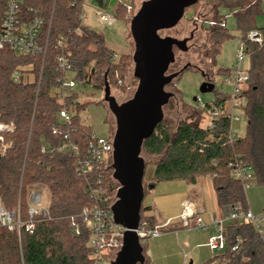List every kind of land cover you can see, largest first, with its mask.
Segmentation results:
<instances>
[{"label": "trees", "instance_id": "16d2710c", "mask_svg": "<svg viewBox=\"0 0 264 264\" xmlns=\"http://www.w3.org/2000/svg\"><path fill=\"white\" fill-rule=\"evenodd\" d=\"M204 3L233 10L236 27L242 34L249 58L248 80L242 89L247 120L245 135L226 142L228 120L222 115L211 119L212 127L210 118L206 124L201 123L202 114H207L210 103L218 108L228 98L227 93L212 90L211 101L205 102L204 109L194 108L189 121L175 123L163 117L144 140L145 166L150 163L154 169L149 181L143 180V191L145 195L148 185L162 181L184 180L194 185L199 177H210L218 206L225 214L235 204L248 209L245 189L232 177L230 163L241 162L249 167L253 184L264 190V27L253 25V16L260 11V0H205ZM83 4L84 0H21V9L29 16L39 13L46 20L40 32L41 42L47 44L45 56L16 55L8 48L0 51V115L2 120L14 124L13 131L3 135L4 141L11 145L0 153L1 202L9 210L19 203L25 214L29 188L41 184L49 193L48 215L36 217L31 232L21 230L18 234L16 230L0 227V264L92 262L89 232L80 224V212L94 203L88 183H93L98 175L90 173L87 177H78L73 170L72 153L62 144L75 143L82 150L94 130L79 121L77 112L84 110L86 103L78 100L76 91L66 98L65 104L73 106L67 122L58 116L62 103L48 94L62 76L56 55L66 56L75 71V81L98 90H102L105 81L119 90L123 87L130 56L115 57L103 34L81 22ZM200 4L192 6L195 9L193 21ZM133 7L134 0L130 8L116 3L112 15L127 26ZM214 16L206 27L210 46L206 56L211 65H215L221 44L232 37L226 26V15L215 12ZM200 26L203 27V22ZM253 29L261 33V44L245 39L247 32ZM58 40L62 41L60 46ZM27 64H32L35 82H14L11 79L14 67ZM218 71L226 75L229 68ZM178 98L179 95L173 94L166 106L175 110ZM181 107L185 105L181 103ZM100 172L103 185L113 196L115 181L111 178L110 166L102 167ZM143 213L141 206L139 224L153 227V219ZM71 222L79 224V234H73ZM222 234L225 242L219 250L222 253L213 258L217 264H264V234L251 221L228 223ZM141 246L144 264H148L145 244Z\"/></svg>", "mask_w": 264, "mask_h": 264}, {"label": "built area", "instance_id": "2783aa9c", "mask_svg": "<svg viewBox=\"0 0 264 264\" xmlns=\"http://www.w3.org/2000/svg\"><path fill=\"white\" fill-rule=\"evenodd\" d=\"M202 1L205 0H198L199 3ZM131 2L132 0H117V3L123 4L127 8H130ZM94 13L101 22H105L108 25L115 21V17L107 13V9L96 8ZM80 18L82 22V14ZM50 22L51 20L49 24ZM45 23V18L39 13L29 16L28 12L23 11L21 9V0H0V51L8 48L16 55L42 56L44 58L47 44L41 42L40 32ZM245 39L257 44L262 43V35L256 29L248 31ZM61 42V40L57 41L59 46ZM116 55L115 53L114 56L116 57ZM244 56H247L245 45L242 50L237 51L235 64L224 77V82L232 85V90L228 93L226 100L230 104V110L228 111L224 107L226 101L218 108H215L210 103V107L207 110L211 127V119L218 115L225 116L228 120L225 134L226 142L228 143L239 138L233 129V122H239L238 116L234 115V109L241 108L242 102L245 104L242 89L248 80V72L241 67V61ZM55 60L62 76L57 78L56 85L51 88L48 96L62 103L58 116L63 122H67L73 113V106L66 105L65 102L66 98L75 91L77 81L74 79L75 71L65 55H56ZM11 79L17 83L35 82L32 64L15 66ZM39 82L40 78L37 82L38 85ZM196 100H198L197 109H204L205 103L200 102L198 98ZM74 102L75 100L72 103ZM13 129L14 124L2 120L0 115V153H3L11 145L10 142L4 141L3 135L10 133ZM62 147H67L71 151L73 170L78 177H87L90 173H97L98 175L93 183H88V191L94 203L81 209L80 224L89 232L88 245L92 250L91 264H109L122 245L125 231L122 225L115 223L111 212V205L115 201V193L118 187L117 183L115 182L114 195L112 196L108 188L103 185V178L100 172L102 167L110 166L113 152L112 136H98L95 132H92L84 149L81 150L75 143L66 144L65 142ZM229 167L232 177L238 180L244 189L253 184L252 171L249 167L241 162L230 163ZM39 201L40 197L37 193L30 194L28 192L25 199L26 210L25 214H23L19 203L14 209L9 210L4 207L0 199V227H4L7 230H16L18 234H20L21 230L31 232L35 223L34 219L48 215L47 208L42 209L31 205V203H38ZM180 207L178 221L182 227H190L195 230L206 227L196 202L184 199L181 201ZM227 210L228 212L218 222L216 233L208 239L207 245L213 251H219L224 247L225 242L222 231L228 223L251 221L259 232H263L264 214L255 215L248 209L244 210L240 204L230 206ZM169 224L168 220L154 224L153 227H147L145 223L139 224L135 230L139 243L143 244L149 238L160 236ZM70 227L74 235L79 234L78 223L71 222Z\"/></svg>", "mask_w": 264, "mask_h": 264}, {"label": "rangeland", "instance_id": "374dc122", "mask_svg": "<svg viewBox=\"0 0 264 264\" xmlns=\"http://www.w3.org/2000/svg\"><path fill=\"white\" fill-rule=\"evenodd\" d=\"M143 1L145 0H134L133 15ZM116 3L117 0H109L108 7L112 8ZM91 8L89 4L84 3L82 9V23L84 25L103 34L106 42L115 48H126L127 42L129 44L128 52L120 53L130 56V65L122 80L123 87L119 90L114 86H109L110 94L118 103H122L133 95L138 83L132 74L131 55L133 52V41L129 33V22L126 26L122 20L115 19L112 24L108 25L105 22H101L99 17L95 15L94 8ZM215 12L219 15H226V26L230 30L232 37L221 44L215 65H211L206 56V52L210 47L207 41L209 30L206 27L208 26V21L214 19ZM107 13L112 14V11L107 9ZM194 16L195 9L190 6L186 8L183 17L176 26L159 31L161 36L169 35L177 39L186 38L190 33H193V38L187 42L188 50L183 52L176 49L174 51V62L169 65L167 70L170 72L173 68H180L185 64L190 65L188 70L183 71L179 78L175 79L176 82L172 80L170 84L165 86L166 91H170L176 96L179 95L178 99L180 101H177L175 110L166 105L162 109L163 117L171 118L175 123L179 120L189 121L193 109L197 108L198 100H194V97L204 103L211 101L213 98L212 91L200 92V87L205 80L213 85L214 90L227 94L231 92L232 85L224 82L225 75L218 70L232 68L236 61L237 51L242 50L244 47L242 34L236 27L233 10L231 11L224 7L214 8L213 5L202 1L196 10V17L193 21L192 18ZM201 22H203V27L200 26ZM253 25L256 28L264 27V0H260V11L253 16ZM248 66L249 58L244 56L241 61V67L247 70ZM75 91L78 93V100L86 103L85 109L77 112L80 123L91 125L98 136H113L115 119L109 111L107 103L103 101V87L102 90H98L87 83L76 82ZM181 103L185 107H181ZM243 105L244 102H242L241 108L234 109V115L238 116L239 122H233V129L238 137H243L246 130L247 120L243 112ZM224 107L226 110H230L228 101L225 102ZM202 116L201 123L206 124L209 116L206 113H203ZM141 155L146 159L142 152ZM151 166L150 163L145 166L144 182L148 181ZM210 179V177H206L205 180L201 179L200 182L210 186ZM28 192L30 194L37 193L40 197L38 203H31L32 206L42 209L48 207L49 193L46 186L37 184L29 188ZM245 197L247 204L253 211L264 207V190L261 187L252 184L245 189ZM212 234L214 235L213 230L205 229H182L176 233L173 231L164 232L160 236L149 238L144 242L145 255L149 264H203L209 260H212L209 264H217L213 258L222 252L213 251L208 247L207 242Z\"/></svg>", "mask_w": 264, "mask_h": 264}, {"label": "water", "instance_id": "95a60500", "mask_svg": "<svg viewBox=\"0 0 264 264\" xmlns=\"http://www.w3.org/2000/svg\"><path fill=\"white\" fill-rule=\"evenodd\" d=\"M197 2L143 1L129 21L133 41L132 74L138 81L136 89L129 99L118 103L110 94L109 84L104 82L103 101L115 119L110 168L118 187L111 212L115 223L125 228L122 245L109 264H144L143 248L135 232L144 197L142 145L163 119V106L173 96L172 92L165 90L176 75L167 73L175 59L173 47L185 52L188 49L186 43L192 36L177 39L169 35L161 36L159 31L176 26L185 9ZM189 68V64L184 65L181 73ZM212 90L213 85L206 80L200 87V92ZM152 187L153 184L148 185V189Z\"/></svg>", "mask_w": 264, "mask_h": 264}, {"label": "crops", "instance_id": "0c3cea01", "mask_svg": "<svg viewBox=\"0 0 264 264\" xmlns=\"http://www.w3.org/2000/svg\"><path fill=\"white\" fill-rule=\"evenodd\" d=\"M108 3L109 0H85V4H89L94 9L99 8L113 10L114 7L109 8ZM98 4L99 6H97ZM107 46L116 54L126 53L129 49L128 42L126 48H115L108 43ZM153 169L154 167L152 165L149 170L148 181L152 175ZM201 179L205 180L206 177H199L196 181V184L194 185L187 184L184 180H171L155 183L151 189H148L147 193L143 197L141 204L144 209L143 214L145 216L151 217L154 224H159L165 220H168L170 224L166 227V229L163 230L162 233L168 231H173L176 233L178 230L192 229L190 227H182L178 221V214L181 209V201L184 199H190L196 202L198 206L199 212L206 224L204 229L209 231L213 230L215 234L218 222L222 219L224 214L221 208L218 206L215 193L212 188V183L210 186H206V184H202V182H200ZM248 210L255 215L264 214V207L260 210L253 211L248 205Z\"/></svg>", "mask_w": 264, "mask_h": 264}, {"label": "flooded vegetation", "instance_id": "af4514ba", "mask_svg": "<svg viewBox=\"0 0 264 264\" xmlns=\"http://www.w3.org/2000/svg\"><path fill=\"white\" fill-rule=\"evenodd\" d=\"M191 34H192V36H191V38H190L189 40H191V39L193 38V33H190L189 36H190ZM189 36H188V37H189ZM189 40H188V41H189ZM188 41H187V42H188ZM186 45H187V43H186ZM187 47H188V46H187ZM187 50H188V49H187ZM187 50H186V51H187ZM185 65H186V64H185ZM182 67H183V66H182ZM182 67H180V68H175V69L173 68V70H171L170 72L167 71L168 74H176V75L173 77V79H172V80H174L175 82H176L175 79H177V78L183 73V72L181 73V68H182ZM171 82H172V81H171ZM171 82H170V83H171ZM170 83H169V84H170ZM173 85H174V84H173ZM173 94H174V93H173ZM172 97H173V96H172Z\"/></svg>", "mask_w": 264, "mask_h": 264}]
</instances>
